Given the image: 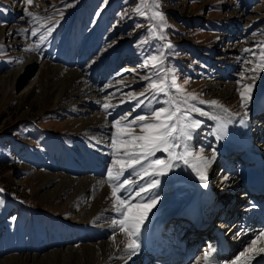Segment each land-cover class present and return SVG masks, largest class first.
Returning <instances> with one entry per match:
<instances>
[{
    "label": "rangeland",
    "instance_id": "374dc122",
    "mask_svg": "<svg viewBox=\"0 0 264 264\" xmlns=\"http://www.w3.org/2000/svg\"><path fill=\"white\" fill-rule=\"evenodd\" d=\"M82 4L83 0H33L30 5L27 0H0V189L55 215L34 214L0 192V218L7 219L0 232V264H126L129 237L124 232L123 238L118 236L120 226L106 232L114 206L105 205L104 199L94 204L95 193L88 184L77 192L70 177H87L88 164L96 157L111 191L129 182L117 193L121 199L134 205L155 200L141 230L150 214L173 204L178 173L187 164L163 150L135 164L137 157L125 152L140 150L131 147L127 134L117 135L116 121L123 129L135 118L147 117L131 125L140 135L139 125L153 122V112L171 108L172 99L178 104L187 100L180 106L182 113L185 107L216 101L242 115L254 108L264 88V68L258 67L264 63V0ZM110 5L116 14L105 12ZM157 11L163 21L153 18ZM74 73L79 75L76 80L69 78ZM161 79L168 84L167 93L153 92L150 82ZM173 80L183 92L172 87ZM244 85L252 86L246 105L240 94ZM189 94L196 99H189ZM193 114L188 111L184 122L198 120L199 127L172 151L182 153L186 142L193 156L204 158L216 146L214 127L210 130L203 116ZM114 141L129 144L114 147ZM155 159L171 160L172 167L153 174L148 165ZM116 161L125 163L123 174L110 180L109 171L115 176L120 170ZM76 166L79 169H73ZM185 175L194 188L197 174L189 168ZM218 175L215 168L213 186ZM153 180L159 183L149 188ZM141 187L146 191L135 196ZM122 218L121 214L117 220ZM198 239L203 245L204 234ZM136 241L139 244V236Z\"/></svg>",
    "mask_w": 264,
    "mask_h": 264
},
{
    "label": "bare ground",
    "instance_id": "6f19581e",
    "mask_svg": "<svg viewBox=\"0 0 264 264\" xmlns=\"http://www.w3.org/2000/svg\"><path fill=\"white\" fill-rule=\"evenodd\" d=\"M69 78L72 79L75 78L76 80L79 78V75L74 73L71 74ZM262 100H264V92L261 95V97L258 99V101L254 103L255 105L254 108L248 112H245V114L242 115H239L238 113L232 111L228 106H225L223 104L203 103L202 105L196 106V108H199L201 111L200 112L193 111V112L199 113L200 115L201 112L207 113V115H201V116H203L205 120L210 124V130L214 127V133H215V139L213 142V144H216L215 149L212 148L210 154L204 157L208 161H210V164H208L206 168L207 187L204 186V182L200 180L198 175H197L198 182L196 183V186L194 188L189 186V184L187 183L188 178L185 175L187 169L189 170L190 168L193 173H196L192 165L193 164H196L197 166L204 165V162L201 160H196V159L190 160L189 163L185 167L181 168L178 173L179 181L176 182V187H174L176 191V198L173 204H171V206L166 210H158L156 213H154L152 218L144 225L139 235V240L141 242L139 252L143 251V252H148L149 254L144 256V258L138 259L137 257H139V254L135 253L133 255L131 250L124 252L125 255H127V260H128L126 264H131V263L132 264H148V263L188 264L189 263L188 261H186V259H185L186 262L183 261L184 258L182 257L183 255H188L193 253L196 250V248L201 246V243H198L199 239L194 237L192 234L191 235L190 234L185 235L184 233L179 234L180 227L179 229H176L174 227L170 229L168 228L162 235L160 233V230L163 228V222L166 219L170 221L174 213L186 214L188 217H190L192 214L191 212L193 211H197V212L200 211L202 215H204L203 217L208 218V220L210 221L211 219L212 221H214L215 217L211 218V215L214 212H216V210L218 211L217 208L218 206L213 207L211 209V206L207 202V196L209 194V188H210L209 184L211 182V179H213L212 172L213 170H215V168H218L220 166L219 165L220 163L222 164L224 163L222 167L223 168L225 167L226 171L224 173H221L219 178L220 180H217L218 185L216 184L218 186L217 189L219 187H222L220 193L222 196L221 200L223 204L219 208H222L225 206V204H227L228 202V200H226L227 195H231L232 199L234 198V196H238L239 192L236 190L237 187L239 186V184H237V180H238L237 173L239 171L242 172L244 167L253 166V162L247 161V158H245L242 155V153H239L237 151L230 152L231 147L229 146H231V144L238 143L240 140L238 139L239 136L238 133L233 135V131L237 130V125H236L237 117L243 115L244 116L252 115L254 109L259 103L262 102ZM179 105L182 107L184 106L182 102H179ZM221 125H223L222 129H221ZM87 155L89 156L90 154L87 152ZM97 160L98 159H96L95 157V159L94 160L92 159V161H90V163L88 164V168H90L89 169L90 173L89 175H87V177L81 178L73 173L74 175L71 174L73 175V177L70 178L73 183H76L74 184V190L75 188L78 189L77 192L78 191L80 192L83 189L84 182L88 184L89 188L92 190V192L90 193H92V195L93 192L95 193L93 196L95 200L94 204H97L99 201H102L104 199L106 203L105 205L111 203L114 206V210L111 213H109V215L107 216L108 220L106 222L107 223L106 232L108 233V232H112L113 230L119 229V225L115 224L114 222L117 221V218L121 216L122 213H118L115 211L116 201L115 198L112 196L110 182L108 181L107 178L101 176L104 167L102 166L98 167L95 163ZM98 162L101 161L99 160ZM73 169H79V168L76 166L73 167ZM242 204L243 206L245 205L247 206L248 200H245L244 202H242ZM232 207L233 206H231L230 208ZM245 216H247V212L240 211L236 216V218H232V216H228L225 217L223 220H221L228 224L227 229L229 230V232L227 233H225V230H221V231L218 230L215 227V225L212 226L214 227V230H216V233L214 235L207 232V230L205 231L206 234L205 236H207V241L204 240L205 242L202 243L204 245V249L201 252H204L206 249H208V252L206 253V259L202 263H198V264H208V263L236 264L237 258H241L243 264H256L255 261L261 253L259 254L248 253V249L253 247L254 240L257 241V243L255 244V248L257 249L264 248V234L258 236L257 234L258 232L256 230L252 231V233L251 232L249 233L250 228H246V227L247 226L250 227L252 222L251 223L247 222L248 224L245 223ZM180 219H182V222L188 223V221L185 218H180ZM246 220L248 221V217H246ZM110 221L111 222L114 221V222L110 223ZM220 223L223 225L222 222ZM157 224H158L157 229L154 230ZM117 234L118 236L122 235V238L124 236L123 232ZM209 235L211 236V238L209 237L208 239ZM240 235L241 238L237 239V236ZM222 237L224 243L222 242ZM228 243H231L230 244L231 246L227 247ZM173 250L178 251V254L181 256L180 260L178 258L177 260H174V258H172V260H167L165 262L160 260L161 258L157 257L161 255L162 252H171L170 254L172 256ZM226 250L227 252L224 253L223 251ZM241 254H247L251 258L244 260ZM114 264H121V262H116Z\"/></svg>",
    "mask_w": 264,
    "mask_h": 264
},
{
    "label": "snow or ice",
    "instance_id": "6c2138e0",
    "mask_svg": "<svg viewBox=\"0 0 264 264\" xmlns=\"http://www.w3.org/2000/svg\"><path fill=\"white\" fill-rule=\"evenodd\" d=\"M33 0H27V3L32 4ZM147 7V5H144ZM152 7H156L155 4ZM137 12H140L142 15L144 14L140 8L136 9ZM28 15H32V13H28ZM154 19H159L163 21V15L160 12L153 13ZM51 29H49V32ZM44 37H41L43 39ZM245 51H250L249 49H245ZM261 60L264 61V50L261 51ZM258 67L264 68V63L258 65ZM144 79L148 80L149 77H144ZM150 89L155 93H167L168 84L165 83L163 79L160 80L159 83L157 81H151L149 85ZM172 87L176 88L177 92H183L178 85H176L175 80L172 81ZM251 85H244L243 90L241 91V99L243 103L246 105L248 100L251 98ZM143 95V94H141ZM189 99H196L194 94H189ZM142 104L143 101H140ZM212 104H217L216 101H212ZM169 104L172 106L171 108H162L152 113L154 117L153 122H144L139 125L141 134L135 135L131 130V125L137 123V121H147V117L139 116L125 125L123 129L120 128V121H116L117 125V135L127 134L131 138V147L138 148L140 151L136 152H125L127 156L137 157L134 159L135 164H139L142 159H146L148 156L154 155L156 151L163 150L164 152H168L170 158H175L182 160L184 164H188L189 160L186 157L193 156L191 152L188 151V145L185 142L183 144L184 151L182 153H175L172 151L177 147H180L179 141L183 138L184 141L191 139V131L199 127L200 121H191L190 123H185V118L188 114V111H196L200 112L199 108H195L194 106H190L188 109L183 110L180 105L177 103L175 99L169 101ZM184 104H187V100L184 101ZM110 107V105H105V108ZM201 115H207V113L201 112ZM244 121L242 120L241 123ZM223 125H221V129ZM129 144L127 141H121L119 145L117 142H113L114 147H126ZM202 151V150H201ZM196 160H201L204 162L203 166H197L193 164L192 167L196 171L200 180L204 182V186L207 187V165L210 164L206 158L200 156H193ZM214 159V156H213ZM116 164L120 165V170L115 173V176L111 171H109L108 176L109 179H119V176L123 174V170L125 167V163L121 161H116ZM126 166L128 168L133 167V163H127ZM172 167L171 160H161L155 159L150 162L148 168L153 170V174L159 175L163 174L165 170H168ZM145 174H149L147 169H145ZM129 182L125 180L123 183L118 186H114L112 188V196L116 201L115 211L118 213H122L123 218L115 221V224L120 226V231L124 232L129 237V242L127 243V248L131 250L134 255L136 251L139 249L140 245L137 243L136 238L139 236L140 226L143 223L147 211L150 207L154 206L156 201L152 200L149 204H131L128 199H121V197L117 194L121 188H125ZM159 183V180H153L149 184V188H155ZM3 189H0L2 192ZM146 191L145 188L141 187L139 191L135 192V196H141V193ZM256 240L253 241V247L248 249V253L259 254L264 252V248H255ZM244 260L250 259L251 257L247 254H241ZM236 264H243L241 258H237Z\"/></svg>",
    "mask_w": 264,
    "mask_h": 264
},
{
    "label": "trees",
    "instance_id": "16d2710c",
    "mask_svg": "<svg viewBox=\"0 0 264 264\" xmlns=\"http://www.w3.org/2000/svg\"><path fill=\"white\" fill-rule=\"evenodd\" d=\"M87 4H88V3H87ZM112 8H113L115 11H117V9L113 7V5H110V7L108 8L107 11H108V12H114V10H111ZM107 11H106V13H107Z\"/></svg>",
    "mask_w": 264,
    "mask_h": 264
}]
</instances>
